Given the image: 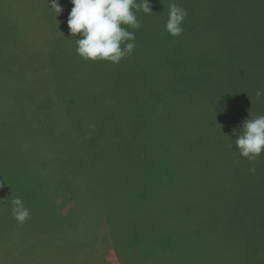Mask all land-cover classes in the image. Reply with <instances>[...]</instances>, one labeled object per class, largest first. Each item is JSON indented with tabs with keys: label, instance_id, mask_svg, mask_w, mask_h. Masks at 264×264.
I'll use <instances>...</instances> for the list:
<instances>
[{
	"label": "trees",
	"instance_id": "1",
	"mask_svg": "<svg viewBox=\"0 0 264 264\" xmlns=\"http://www.w3.org/2000/svg\"><path fill=\"white\" fill-rule=\"evenodd\" d=\"M12 2L0 0V48L11 45L22 27ZM173 2L188 13L179 37L165 30ZM148 3L152 12L136 13L138 30L122 25L135 32L136 47L119 63L82 59L76 53L79 34L63 32L62 12L50 10L48 0L42 3L56 21L48 46L61 47L62 31L66 62L79 60L81 74L76 93L67 87L62 103L48 114L51 127L57 125L53 141L33 144L31 162L20 164L30 165L38 186H49L53 176L72 195L117 186L122 177L126 187L143 181L167 189L190 209L200 253L194 264H227L217 257L223 238L230 240V264H264V151L249 161L235 146L243 122L264 115V95H256L264 92V0ZM49 53L53 57L55 51ZM3 56L5 75L12 68ZM55 145L63 162L58 170L42 154ZM44 212L58 217L57 209ZM180 239L185 235L171 229L161 244L174 251Z\"/></svg>",
	"mask_w": 264,
	"mask_h": 264
},
{
	"label": "rangeland",
	"instance_id": "2",
	"mask_svg": "<svg viewBox=\"0 0 264 264\" xmlns=\"http://www.w3.org/2000/svg\"><path fill=\"white\" fill-rule=\"evenodd\" d=\"M45 1L13 0V16L21 19L22 27L11 45L0 48V57L4 55V63L12 68L4 75L0 65V264H194L200 253L193 239L190 209L178 205L173 192L145 186L143 181L126 187L128 179L122 177L117 186L87 188L72 195L63 182L54 184L53 176L49 186H38L29 174L30 165L20 164L25 159L31 162L33 144L48 138L53 141L57 125L51 127L48 118L53 115L48 114L62 103L67 87L73 89L81 74L80 61L66 62L64 51L63 32L71 35L67 20L73 5L70 0H59L65 26L61 47L52 42L51 48L48 42L55 36L56 21L51 11H42ZM42 50L48 52L47 57ZM76 91L77 87L72 93ZM42 154L48 155L55 170L63 163L56 156L57 145L44 147ZM15 197L30 210L23 224L12 215ZM50 209L53 213L57 209L58 217L44 214ZM171 229L186 240L180 239L174 251H167L161 240L163 232ZM229 242L223 238L217 253L227 264L233 257Z\"/></svg>",
	"mask_w": 264,
	"mask_h": 264
},
{
	"label": "clouds",
	"instance_id": "3",
	"mask_svg": "<svg viewBox=\"0 0 264 264\" xmlns=\"http://www.w3.org/2000/svg\"><path fill=\"white\" fill-rule=\"evenodd\" d=\"M67 24L71 35L79 34L76 41V53L85 61H108L119 63L122 58L133 54L136 47V35L128 28L138 30L141 22L137 12L149 14L148 0H70ZM50 10L58 15L63 11L59 0H48ZM187 10L175 2L168 5V19L165 30L172 37H179L184 28L182 22ZM123 46V47H122ZM257 96L264 92L257 90ZM235 146L240 155L249 161H255L264 151V115L243 122ZM233 147V146H232ZM250 171H255L251 169ZM12 215L23 224L30 218V210L20 197L12 201Z\"/></svg>",
	"mask_w": 264,
	"mask_h": 264
}]
</instances>
